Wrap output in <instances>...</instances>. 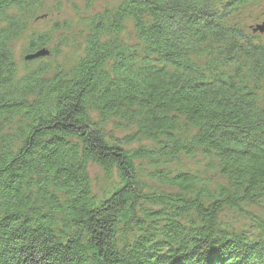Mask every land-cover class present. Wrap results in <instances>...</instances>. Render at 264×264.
<instances>
[{
  "label": "trees",
  "instance_id": "1",
  "mask_svg": "<svg viewBox=\"0 0 264 264\" xmlns=\"http://www.w3.org/2000/svg\"><path fill=\"white\" fill-rule=\"evenodd\" d=\"M259 2L122 0L31 32L21 71L42 7L0 0V264H264V44L236 18Z\"/></svg>",
  "mask_w": 264,
  "mask_h": 264
},
{
  "label": "rangeland",
  "instance_id": "2",
  "mask_svg": "<svg viewBox=\"0 0 264 264\" xmlns=\"http://www.w3.org/2000/svg\"><path fill=\"white\" fill-rule=\"evenodd\" d=\"M40 3L42 9L36 14L37 20L31 23L28 32L24 34L16 43H13L14 58L19 70H23L24 65L22 58L29 54H25L27 46V37L31 32L39 33L50 29L55 22L61 24L63 22L74 24L79 17L97 15L108 9L115 8L122 0H35ZM238 23L245 27L248 34L255 37L256 42L264 44V32H253L256 27H264V0H261L256 5L241 9L236 16ZM253 33V34H252ZM52 46H48L46 50H51ZM65 53V49L61 48ZM31 65L30 67H33ZM22 73V72H20ZM110 128H106L110 132ZM115 138H122L125 135V131L110 132ZM137 145L133 144L129 148H135ZM204 160L201 157H195L194 159L181 158L179 165H172L171 169H182L183 171L202 174L204 167ZM88 174L91 179V187L95 194L101 189H106L107 184L103 178L102 172L95 166H88ZM211 179L217 182L216 172L208 174ZM219 182V181H218ZM250 212L259 218H264V208L251 209ZM225 217L230 222V226L237 229H243L249 231L250 221L247 217H240L232 213H225ZM227 221V222H228Z\"/></svg>",
  "mask_w": 264,
  "mask_h": 264
},
{
  "label": "water",
  "instance_id": "3",
  "mask_svg": "<svg viewBox=\"0 0 264 264\" xmlns=\"http://www.w3.org/2000/svg\"><path fill=\"white\" fill-rule=\"evenodd\" d=\"M253 32H259V33H263L264 32V27H256ZM45 56H48V52L45 51V50H41V51H38L32 55H28L26 57H24V60L25 61H31V60H34V59H37V58H42V57H45Z\"/></svg>",
  "mask_w": 264,
  "mask_h": 264
}]
</instances>
